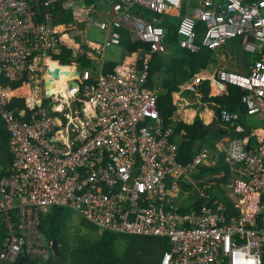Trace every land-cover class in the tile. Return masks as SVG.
Segmentation results:
<instances>
[{
    "label": "built area",
    "instance_id": "2783aa9c",
    "mask_svg": "<svg viewBox=\"0 0 264 264\" xmlns=\"http://www.w3.org/2000/svg\"><path fill=\"white\" fill-rule=\"evenodd\" d=\"M39 1L0 0V118L12 162L0 179V223L6 228L0 260L47 262L53 244L41 231L42 218L60 208L81 213L102 232L167 241L170 250L160 264H264V127L219 144L235 174L233 209L209 206L210 194L191 172L210 164L211 152L180 161L173 124L160 110L159 87L149 85L152 54L167 52V30L165 18L148 17L142 9L168 14L186 10L187 0H116L110 18L91 20L104 34L102 46L92 44L98 53L120 45L124 29L150 51L133 52L112 70L103 58L98 69L73 61L81 75L77 86L68 81L67 97L43 87L50 62L60 63L48 49L63 42L57 30L67 28L54 23L58 0H44V20L29 14ZM178 15L181 47L198 50L200 20L203 46L216 49L242 36L245 50L259 55L248 73H196L181 89L195 90L206 79L216 87L210 95L237 86L247 114L264 120V0H199L192 13ZM74 52L83 54L81 48ZM36 79L41 92L35 91ZM19 81L37 94L12 93L10 83ZM16 97L24 98L27 108H10ZM218 118L231 125L241 114L224 107ZM186 184L206 200L197 211H184Z\"/></svg>",
    "mask_w": 264,
    "mask_h": 264
},
{
    "label": "trees",
    "instance_id": "16d2710c",
    "mask_svg": "<svg viewBox=\"0 0 264 264\" xmlns=\"http://www.w3.org/2000/svg\"><path fill=\"white\" fill-rule=\"evenodd\" d=\"M86 4L95 3L96 0H84ZM60 6V5H59ZM59 9V8H58ZM144 12L146 9H142ZM64 14L62 19L55 18L54 23L59 24L72 23L74 20L70 15H73L71 9H63ZM61 12V11H60ZM152 15H155L154 11H150ZM145 14L148 17H154L150 14ZM161 15V13H157ZM55 15H58L57 13ZM156 16V15H155ZM161 17V16H158ZM61 21V22H59ZM83 26V24L81 25ZM163 26L167 30L165 42L167 44V52L165 53H153L150 60V79L149 85H160L163 91L162 96L159 98L160 110L167 122H171L169 116H172L176 110V106L172 104V93L179 85L190 81L195 73L201 70L209 69L211 66L219 63H224L226 66L232 64L230 54L234 51L235 43L242 37H236L229 40L226 44H223L219 48L212 49L202 45L201 40L205 32L204 22L198 20L196 25V43L198 50L192 51L188 48L181 47L179 44V35L177 33L175 24L171 20L170 16H166L163 21ZM124 34V30H122ZM124 51V56L133 52L145 53L150 51V45L141 41H132L130 34L127 32L123 35L120 45ZM60 59L64 63L72 61H79L80 67L90 66V60L84 54L75 53L73 49L67 50L64 54L60 55ZM118 63H107L106 67L112 70ZM218 64V63H217ZM17 84V83H15ZM228 94L225 96H212L210 95V83L209 80H205L199 85V91L203 95L205 101H215L220 104L219 107L213 106L217 113L220 112L222 107H226L230 110H240L242 117L247 116V111L241 102L243 91L241 88L233 85H228ZM49 101V100H46ZM47 103V102H46ZM27 108L24 98H14L10 108ZM243 118L239 122H243ZM1 119V118H0ZM202 120L197 117L196 123L187 125L181 123L176 129H173L172 139L176 142L178 131L184 127L186 129V139L183 142L178 143L179 146V158L180 161L186 163L192 160L193 156L199 151L200 147L208 145L204 137L200 138V133L204 132L203 129L209 127L212 133V137L219 134L214 125L203 126L200 128ZM244 123V122H243ZM4 123H0V127ZM4 125V129H5ZM206 134V132H204ZM250 130L245 126L244 131H236L233 133L236 137H244L248 135ZM176 139V140H175ZM9 133L6 130L5 133L0 134V167H10L11 155L9 154ZM200 142L199 149L195 147L194 143ZM178 142V141H177ZM202 143V144H201ZM228 171V170H227ZM192 176L197 179H203L200 185L206 186L209 192L216 197V192L213 188L216 183H227L224 177L214 178V167L209 166H195L191 172ZM4 174V171H0V178ZM208 177V179H206ZM192 185L188 184L187 188H191ZM196 188V187H195ZM197 192L198 189L196 188ZM197 194L193 192V199H196ZM189 198V201L193 200ZM202 204L199 203L198 206ZM189 212V210L184 209ZM70 211L66 209L54 208L51 209L42 218L41 229L48 241H57L58 243V255L53 256L49 264H160L163 255L170 250V245L167 241L157 238H144V237H132V236H119L111 234L109 232H103L96 244L88 251H81L76 247L75 251H72L69 240L67 237L68 221L70 219ZM4 229L0 226V245L4 238ZM122 239V240H120ZM0 262H2L0 260ZM34 260L27 258L20 260L17 264H34ZM8 264V263H1Z\"/></svg>",
    "mask_w": 264,
    "mask_h": 264
},
{
    "label": "crops",
    "instance_id": "0c3cea01",
    "mask_svg": "<svg viewBox=\"0 0 264 264\" xmlns=\"http://www.w3.org/2000/svg\"><path fill=\"white\" fill-rule=\"evenodd\" d=\"M104 3H105L104 0H102L100 2V4H99L100 7L96 8L95 13L100 11V8L103 6ZM185 4L186 5L188 4V0L185 1ZM67 5L68 4L66 1H65V3H62L59 1V4H58L59 9L55 10V13H58L59 11H61V12H60V15L55 16L56 18H58V17H59V19L63 18L64 14L61 15V13H63V11H62L63 9H71V11L73 13L75 12V10H73V8L71 6H67ZM54 8H56L55 5H54ZM80 8L84 9L86 7L83 4H81L79 6V9ZM108 9L109 8L104 5V10H103L104 14H102V12H101L102 17L109 18ZM179 11H180L179 9L171 10L170 13L172 15V17H171L172 21L174 20V17L180 13ZM47 12H48V9L44 5V0H40L38 2V4L30 7V10H29V14L33 13L34 16L36 18H38L39 20H44ZM91 16H93V15L91 14ZM70 17H72L74 21L72 23H68L69 25H65V26H68L67 27L68 30H66V33L61 35L63 42L59 43V45L56 47L52 46L51 48L48 49V51H51V54L49 57H52L55 60L60 59V55L64 54L67 50L72 49L70 46V44H71L74 46L75 50H79L81 48L82 53L87 57L88 60H90V66H93L95 69H98L101 66V62H102L101 58H103V62H105V64H106V62L107 63L111 62V63L120 64L123 61H125L126 59H128L131 55H133L131 53L129 55L124 56L123 49L121 48V46H118V45L106 47L105 51L102 54L98 53V51L92 46V44L95 46H97V45L102 46L103 45L104 34L100 30V28L96 24L91 23L95 28H97L99 30H87L88 26L86 24H83V26H81L82 24H80V22L82 23V22H84V20H82L81 18L75 20L76 17L74 18L73 15H70L67 18H70ZM59 22H61V21H59ZM176 26H177V23H175V27ZM83 27H84V29H82ZM59 29H61V28H59ZM61 31L62 30H57V35H59ZM124 32L127 33L128 31L126 29H124ZM125 33L123 35H125ZM98 38H101V39H98ZM243 44H244V40L242 37L241 40L237 41V46L240 47V51L236 53V56L241 55V51H242L241 45H243ZM217 63H216V65L211 66L209 69H205V73H207V75H212V74H216L221 69L231 70V71L239 72V73H248L250 70L249 64L251 63V61L249 62L247 60L246 54L244 53L240 57V59L235 60V62L232 61V64H230L228 66H226L224 63H219V61H217ZM69 64H72V62H70ZM15 83H17V84H15ZM209 83H210L209 92L212 91V93H214L216 91V87L212 81H209ZM24 85H26V84H24L22 81L10 83L11 88H14V89H20ZM226 90H227V92L225 93V95L228 94V89L226 88ZM182 91L192 92V94L197 99L194 101H190L187 98L186 99L182 98V97L178 96V94H176L175 96L172 97V104L174 106H176V110H175L174 114L172 116H169V117H170L171 121L175 124L174 129H176L177 126L181 123H184L187 125H192V124L196 123L197 117H199L202 120V123L200 124V128L203 126V124L206 126L214 125L216 130L219 131L218 135H215V137H212V133L210 130L205 131L203 129V131L206 132V134L204 132H201L200 138L202 136L204 137L205 141L208 143V146H205V147L209 148L211 153H212L213 157H211V159H210V164H208L206 166L207 167H209V166L214 167L213 177L214 178L224 177L225 181H228V182L224 183V185L216 183L217 180L213 182V184H216V186H215L216 197H214L213 194L211 192H209L208 189H206V186L200 185V182H202L203 179H197V181H198L199 186L201 188L205 189L206 192L208 194H210V196H211V199L208 201L209 206H213L214 204H219V205H222L223 207H225L226 210L230 211L233 209V202L231 200L230 184H231L233 178L235 177V174L233 172L232 165L230 164V162L226 158L227 157L226 151H220L221 146L219 147V144L220 143L225 144L226 138L231 137L233 135V133L235 132V130H237L239 132L244 131L245 126L251 132L256 128L264 127V120L257 117V116H249L247 114V116H245L244 118L241 115L244 123L238 122L235 125L233 124L230 126L223 125V124H221V122L218 118V113L216 112V110L213 107V106H216L215 105L216 103H213L212 101H205L203 99V95L201 94V92L191 91V90H182L181 89V92ZM33 92H34V90H32L31 94H37V93H33ZM235 111L240 112V110H235ZM240 114H241V112H240ZM254 120H256V121H254ZM0 123H1V119H0ZM234 126L236 127V129L234 128ZM5 131H6V128L4 129V125H2L0 127V134L3 135V133H5ZM185 140H187L186 139V129L184 127H182V129H180V131H178L176 142L178 141L177 143H180V142H183ZM199 143L200 142H198V141H196L194 143L195 147H197L198 149L200 147ZM217 153H218V155H216ZM11 163L12 162H10V165H11ZM0 169H3V171H4V174L2 175V177H3L5 175H7L10 167L1 166ZM206 179H208V177ZM187 185L188 184L185 185V188L188 190V192L182 194V198L184 199L186 209L189 211H197L203 205L206 204V200L201 199L199 197L198 192L195 188V185L190 184V185H192V187L189 189L187 188ZM213 190H214V188H213ZM193 192L195 193V195L197 194L196 199H193ZM189 198H192L193 200L189 201ZM199 203H201L202 205L198 206ZM70 220H71V214H70L69 221ZM69 221H68V224H69ZM0 250H1V245H0ZM1 263L2 262H0V264ZM3 263H6V262H3Z\"/></svg>",
    "mask_w": 264,
    "mask_h": 264
},
{
    "label": "rangeland",
    "instance_id": "374dc122",
    "mask_svg": "<svg viewBox=\"0 0 264 264\" xmlns=\"http://www.w3.org/2000/svg\"><path fill=\"white\" fill-rule=\"evenodd\" d=\"M67 4H68L67 6H71L73 8V10H75V12L73 13L74 18L76 17L75 20L79 19V18L84 20V23L88 26L87 30H99V29L95 28L91 23L88 22V12H87L86 8H84V9L80 8L79 9L78 4L73 2L72 0H69L67 2ZM197 6H199V0H188V4H187V7H186V12L187 13H192L193 9L195 7H197ZM145 12L147 14L152 15L149 10H145ZM155 15L157 17L161 16V17H163L165 19H166V16L167 17L168 16L172 17L171 13L161 14V15H158L157 13H155ZM155 15H152V16H155ZM178 19H179V15L177 14V16L174 17L173 23L174 24L177 23ZM180 38H181V36L179 35V39ZM98 39H101V38H98ZM253 44L256 45L257 51H258L259 50L258 45L255 42H253ZM236 46H237V42L234 45L235 49H234L233 53L230 54L231 61L235 62V60L240 59V57L244 53L246 54L247 60L249 62L250 61L252 62L253 60H255V59H257L259 57L258 52L246 51L244 44L241 45V48H242L241 55L240 56H236V53L240 51V47L239 46L236 47ZM31 86L34 87L35 84L33 82H31ZM158 87H159V93L162 96V94H163L162 88H161L160 85H158ZM26 90L27 89L25 88L23 90V92H26ZM35 91H38V89H35ZM23 92L19 91V93L24 94ZM176 94H178V96H180L182 98H185V99L187 98L190 101H194V100L197 99L192 94V92H190V91H187V92L182 91L181 92V85H179V87L176 90L173 91L172 97L175 96ZM46 100L50 101L49 98H46ZM49 101H46V102L48 103ZM58 101L62 102L61 99H58L56 102H58ZM254 121H256V120H254ZM204 130L205 131L209 130V127L205 128ZM0 171H3V169H0ZM214 191H216L215 187H214ZM70 213H71V220L69 221V224H68L67 237H68V240H69L70 247H72V251H75L76 247L78 249H80L81 251L90 250L96 244V242L101 237L103 232L101 230L95 228L94 226H92L88 222V220H86L84 218V216L81 213H79L77 211H72V212L70 211ZM120 240H122V239H120Z\"/></svg>",
    "mask_w": 264,
    "mask_h": 264
},
{
    "label": "clouds",
    "instance_id": "9594fccd",
    "mask_svg": "<svg viewBox=\"0 0 264 264\" xmlns=\"http://www.w3.org/2000/svg\"><path fill=\"white\" fill-rule=\"evenodd\" d=\"M59 1L60 2H62V3H65V1L66 2H68L69 0H58V4H59ZM73 2H76L79 6L81 5V4H83L85 7H86V9H87V12H88V22L89 23H92L91 22V20H97V19H99V18H102V15H101V12H102V14H104L103 13V10H104V5L105 6H107L109 9H108V14H109V12H110V10H111V12H112V5H113V3L116 1V0H104L105 1V3L103 4V6L100 8V11L99 12H97V13H95V10H96V8H99L100 7V2L102 1V0H97L95 3H91V4H86L85 3V1L84 0H72ZM186 5V4H185ZM133 9H137V5H134L133 6ZM146 10H149V11H152V10H150V9H146ZM155 12V11H154ZM91 14L94 16H91ZM58 15H60V11L58 12ZM62 15V14H61ZM105 18H107V17H105ZM109 18H110V14H109ZM56 24V23H55ZM80 24H85L84 22H80ZM56 25H63V26H65V25H69V24H67V23H64V22H61V23H59V24H56ZM66 28L68 27V26H65ZM82 29H84V27L82 28ZM66 30H68V28L67 29H63L61 32H60V34L58 35V36H61L62 34H64V33H66ZM239 37H241V36H239ZM231 40V39H230ZM228 42V41H227ZM226 42V43H227ZM226 43H224V44H226ZM71 45V44H70ZM71 48L74 50V46L73 45H71ZM219 48V47H218ZM55 60V59H54ZM58 60H60V63H63V64H67V63H64V62H62L61 61V59H58ZM73 62V61H72ZM69 64V63H68ZM80 69V68H79ZM198 73H204L205 75H207V73H205V70H201L200 72H198ZM196 74V73H195ZM193 78V77H192ZM206 80H209V79H206ZM78 81H79V79H78ZM191 81V80H190ZM205 80H203L202 81V83L204 82ZM210 81V80H209ZM187 82H189V81H186L185 83H187ZM185 83H183V84H185ZM201 83V84H202ZM182 85V84H181ZM199 85L200 84H198L197 85V87H196V89L195 90H191V91H197V92H200L199 91ZM228 87V86H227ZM225 94H223V95H212V96H224ZM159 96H161V94H159ZM212 102H214V103H216L215 101H212ZM217 107H219L220 106V104H218V103H216L215 104ZM222 108H224V107H222ZM221 110V109H220ZM220 113V112H219ZM219 113H218V115H219ZM242 119V117L239 119V120H237V121H235L233 124L235 125L236 123H238L240 120ZM171 123L173 124V129H174V123L171 121ZM233 124H231V125H233ZM228 126H230V125H228ZM234 128L236 129V127L234 126ZM237 131V130H236ZM250 133H251V131H250ZM249 133V134H250ZM248 134V135H249ZM246 136V135H245ZM232 138H243V137H236V136H234V135H232L231 136ZM230 137V138H231ZM178 144V143H177ZM205 146H208V145H204V146H202V147H200V149H199V151L196 153V154H198V153H200L202 150H204V149H207V150H209V152H211L210 151V149L209 148H207V147H205ZM195 154V155H196ZM194 155V156H195ZM211 155H212V153H211ZM193 156V157H194ZM211 157H213V156H211ZM205 165H207V164H205ZM205 165H203V166H205ZM0 226L2 227V229H4V231H5V233H4V237H5V235H6V228H5V226L3 225V224H1L0 223ZM41 231H42V229H41ZM42 233H43V231H42ZM4 239V238H3ZM2 242H3V240H2ZM49 243L50 242H52V244H53V241H48ZM2 244V243H1ZM59 247V246H58ZM52 248H53V246H52ZM1 251V250H0ZM58 254H56L55 255V252H54V249H53V251H52V254L50 255V259L47 261V262H41V261H39V260H34V264H49L50 262H51V259L53 258V256H57ZM27 258H30V257H27ZM27 258H24V259H27ZM24 259H21V260H24ZM30 259H32V258H30ZM33 260V259H32ZM18 263V262H17ZM17 263H8V264H17Z\"/></svg>",
    "mask_w": 264,
    "mask_h": 264
},
{
    "label": "water",
    "instance_id": "95a60500",
    "mask_svg": "<svg viewBox=\"0 0 264 264\" xmlns=\"http://www.w3.org/2000/svg\"><path fill=\"white\" fill-rule=\"evenodd\" d=\"M185 8H181L180 9V14H184L185 13ZM51 68H53V71H51ZM50 71L53 73V75L55 77H59L61 79H66V83H68V81H70L71 85L77 86L78 85V79L80 78L81 75V70L79 69L78 66H76L75 64H63V63H58V65L55 66H51L50 67ZM37 86H38V91H43L42 90V85H41V79H36L35 80ZM51 83V79H49L48 81H44L43 83V87L48 88L49 85ZM47 97L50 96V93H46L45 94ZM53 249L55 252V255L58 254V243L57 241H53Z\"/></svg>",
    "mask_w": 264,
    "mask_h": 264
},
{
    "label": "bare ground",
    "instance_id": "6f19581e",
    "mask_svg": "<svg viewBox=\"0 0 264 264\" xmlns=\"http://www.w3.org/2000/svg\"><path fill=\"white\" fill-rule=\"evenodd\" d=\"M58 28H60V26ZM50 64L52 67L55 65H58L57 62H52V61L50 62ZM51 71H53V68H51ZM51 71H49V73L46 75L47 78L51 79V83L48 87L49 90L51 92L60 94V96H62V97H67L68 89H67L66 79H61L59 77H55ZM25 88L27 90H26V92H23V90ZM19 91L26 93L28 95H31V90H30V87L28 85H25L20 89L13 90L12 93H18Z\"/></svg>",
    "mask_w": 264,
    "mask_h": 264
}]
</instances>
